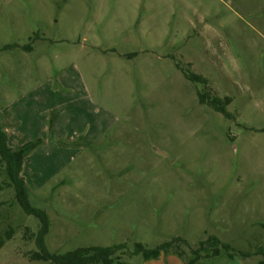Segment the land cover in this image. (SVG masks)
Returning a JSON list of instances; mask_svg holds the SVG:
<instances>
[{
  "label": "rangeland",
  "instance_id": "1",
  "mask_svg": "<svg viewBox=\"0 0 264 264\" xmlns=\"http://www.w3.org/2000/svg\"><path fill=\"white\" fill-rule=\"evenodd\" d=\"M0 123L43 142L23 175L53 253L180 239L188 259L215 237L263 259L264 0H0ZM0 215V264H47L1 158Z\"/></svg>",
  "mask_w": 264,
  "mask_h": 264
},
{
  "label": "trees",
  "instance_id": "2",
  "mask_svg": "<svg viewBox=\"0 0 264 264\" xmlns=\"http://www.w3.org/2000/svg\"><path fill=\"white\" fill-rule=\"evenodd\" d=\"M17 44L6 46L4 49L18 48ZM187 79L194 83H201L208 87L209 81L203 76L184 71ZM200 102L202 104L210 105L218 113L224 115L226 118H232V114L227 111V106L231 104L232 99L226 98L224 100L218 97H212L210 93H199ZM43 142L40 140L35 144H26L20 147H12L10 144V136L5 127L0 124V158L5 165V183L9 187L14 188L15 198L17 203L21 206L23 211L33 217H36L40 221V229L36 234H32L37 247V251L31 252V261L45 262L47 264H128L122 261V255L129 253L128 245L126 243L115 244L111 246H91L81 247L73 251L66 253H53L49 250L46 237L50 232L51 222L48 213L40 208L34 207L30 202L29 189L24 178L23 168L24 163L28 155L37 146ZM1 216V215H0ZM29 233V231H28ZM11 232L6 233V238H11ZM28 237V234H27ZM182 240L175 239L170 242L163 243L156 248L150 249L143 244H137L135 249L128 255L143 256L144 259L156 258L164 251H170L178 254L180 257L185 258V253L177 249H173L177 243ZM215 242L220 245V248H216L210 254L205 253L206 245L209 242ZM5 244V238L0 236V248ZM221 251L229 253L231 258L235 253L231 246L222 244L221 241L215 237H212L208 241L200 243L199 248L192 252V256L188 258V264H196L200 260L214 257L220 254ZM237 253V252H236ZM257 254L263 256L257 264H264V249H260ZM239 255L243 258H248L251 255L245 252H239Z\"/></svg>",
  "mask_w": 264,
  "mask_h": 264
},
{
  "label": "crops",
  "instance_id": "3",
  "mask_svg": "<svg viewBox=\"0 0 264 264\" xmlns=\"http://www.w3.org/2000/svg\"><path fill=\"white\" fill-rule=\"evenodd\" d=\"M10 144H11V138H10ZM11 146L14 147L12 144ZM222 255L224 256L223 258L225 259L224 261L225 263L226 261H228L229 264H246L247 258H243L239 254L238 255L235 254L234 257L231 258L229 256V253L225 251H221L219 255L214 256L213 258L200 260L196 264H208V263L213 264L215 262L214 260L220 259ZM128 264H136V261H134L133 263H128ZM144 264H188V260L180 257L178 254L174 252L164 251L156 258L145 259Z\"/></svg>",
  "mask_w": 264,
  "mask_h": 264
}]
</instances>
